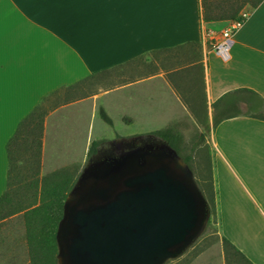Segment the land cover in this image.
<instances>
[{"label":"crops","instance_id":"crops-1","mask_svg":"<svg viewBox=\"0 0 264 264\" xmlns=\"http://www.w3.org/2000/svg\"><path fill=\"white\" fill-rule=\"evenodd\" d=\"M247 14L223 60L211 46L220 37L211 36L218 22L203 21L201 0H0V197L7 185L6 146L19 123L44 98L90 76L133 62L116 71L123 80L114 88L69 99L48 114L41 177L68 168L82 172L99 110L112 120L108 99L115 95L140 111L122 110L125 124L163 117L164 109H154L158 101L175 112L173 123L192 117L166 71L135 77L138 62L148 68L153 52L198 45L185 50L186 71L173 81L199 84L201 69L194 65L203 67L212 128L211 105L226 92L247 88L264 99V1ZM193 50L200 60L190 64ZM210 144L222 235L254 264H264V121L225 120L212 129Z\"/></svg>","mask_w":264,"mask_h":264},{"label":"water","instance_id":"water-1","mask_svg":"<svg viewBox=\"0 0 264 264\" xmlns=\"http://www.w3.org/2000/svg\"><path fill=\"white\" fill-rule=\"evenodd\" d=\"M117 157L83 168L64 204L58 264H167L201 236L209 211L189 166L152 136L110 142Z\"/></svg>","mask_w":264,"mask_h":264},{"label":"trees","instance_id":"trees-1","mask_svg":"<svg viewBox=\"0 0 264 264\" xmlns=\"http://www.w3.org/2000/svg\"><path fill=\"white\" fill-rule=\"evenodd\" d=\"M264 0H201L203 21L206 23L243 20L242 12L245 7L250 11L256 9ZM197 44H186L174 49L153 52V57L163 56L167 64L164 71L174 90L179 95L182 103L191 116L198 120H205L209 125L208 106L203 83V67L194 65L195 69H201L200 82L186 86L173 81L179 78L186 67L182 68L185 50L193 48L197 51ZM193 50V51H194ZM188 62L197 63V53ZM186 57V56H185ZM136 61H139L136 60ZM133 63V62H131ZM125 64L113 70L105 71L90 76L86 80L65 89L73 91L86 83L104 78L131 64ZM193 92H190V91ZM59 91L44 98L28 116L18 125L14 135L6 146L8 158L7 185L6 190L0 197V226L10 217L23 214L25 227V241L30 264H58L57 231L59 223L64 216V204L68 194L73 189L80 171L77 168H68L56 171L48 176L41 177L42 146L44 137L45 119L48 114L61 103H49L51 98L56 97ZM193 93V94H192ZM68 101L66 98L62 103ZM213 129L225 120L237 117L251 118L264 121V99L255 91L247 88H239L226 92L212 105ZM99 117L107 125L112 126V120L102 108ZM128 123L131 124L129 121ZM169 144L191 169L198 184L199 190L206 201L210 214L208 224L219 214V196L217 191V180L215 176V156L212 148L209 149L210 156L203 159L198 169H194L190 159L183 157L180 152L181 135L177 132V123H172L164 129L151 132ZM104 141H92L87 162L93 158ZM222 243L225 251L226 264H254L233 243L222 235Z\"/></svg>","mask_w":264,"mask_h":264},{"label":"rangeland","instance_id":"rangeland-1","mask_svg":"<svg viewBox=\"0 0 264 264\" xmlns=\"http://www.w3.org/2000/svg\"><path fill=\"white\" fill-rule=\"evenodd\" d=\"M245 11H250L248 6L245 8ZM230 24L231 22L229 21H220L214 25V32H211L214 33L213 35L218 34L220 36ZM211 46L213 47V42ZM166 64L167 61H164L162 55L156 57V59L153 57L149 64L147 63L148 68L144 70L142 69L144 68L143 62H138L136 65L137 69L135 68L134 72L136 75L135 77H139L143 74L148 75L149 73H161ZM134 73L132 72L131 74ZM133 76L134 75L131 77ZM190 76L192 77L191 73ZM122 80L123 79L117 76V72H113L104 78L101 77L96 81L86 83L81 88L71 92L60 90L58 95L51 98L49 103H62L63 100L66 99L65 97H67L68 100H74L99 94L114 88ZM190 92L193 91L191 90ZM115 99H117V101H115ZM124 100L125 98L123 95H115L108 99V102L113 103L112 108L108 107L113 125L109 126L98 118L99 122L93 126V132L90 134L92 141L102 140L104 141L102 146H108V142L119 141L123 138L151 135V131L163 129L174 122V118H172L173 115L171 114L175 112H172L171 109H166L169 104L166 105L164 101H158L154 109H164L163 117L160 116V118L157 116L158 119H156L157 117H153L154 120H152V123L139 119L132 125L125 124L120 120V113L122 110L136 113L137 115H140V111L137 107L130 106V104L126 103ZM175 122L177 123V132L182 138L179 146L180 152L183 157L190 159V163L196 170L199 164L203 163V159L210 156L209 149L212 148L210 136L213 128L208 125L205 120H198L188 115L180 116L179 120ZM221 238L222 231L220 223L218 217H214L211 224L207 223L203 233L197 241L180 258L169 261L167 264H226L225 251ZM0 264H30L25 241L22 213L10 217L0 226Z\"/></svg>","mask_w":264,"mask_h":264},{"label":"built area","instance_id":"built-area-1","mask_svg":"<svg viewBox=\"0 0 264 264\" xmlns=\"http://www.w3.org/2000/svg\"><path fill=\"white\" fill-rule=\"evenodd\" d=\"M248 17L247 13H242L241 18L243 20H238L231 22L230 26L224 30L218 39L213 41L214 51L223 59L227 60L229 58V52L234 44V36L236 32L243 26ZM213 36V34H211Z\"/></svg>","mask_w":264,"mask_h":264},{"label":"flooded vegetation","instance_id":"flooded-vegetation-1","mask_svg":"<svg viewBox=\"0 0 264 264\" xmlns=\"http://www.w3.org/2000/svg\"><path fill=\"white\" fill-rule=\"evenodd\" d=\"M145 136H152L154 140L164 142L160 138H158L156 136H153V135H150V134L149 135H145ZM119 153H120V150H118V148L115 145H113L112 143L108 142V146H101L100 149L98 150L97 154L91 159L96 161V162H98V161H102V160L115 158V157H117L119 155Z\"/></svg>","mask_w":264,"mask_h":264}]
</instances>
